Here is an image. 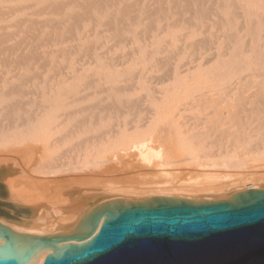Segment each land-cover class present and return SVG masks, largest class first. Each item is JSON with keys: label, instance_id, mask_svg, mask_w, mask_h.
I'll list each match as a JSON object with an SVG mask.
<instances>
[{"label": "bare ground", "instance_id": "1", "mask_svg": "<svg viewBox=\"0 0 264 264\" xmlns=\"http://www.w3.org/2000/svg\"><path fill=\"white\" fill-rule=\"evenodd\" d=\"M35 1V6L42 2L41 11L47 8L43 6L47 1L52 12L60 7L51 0ZM180 3L184 33L181 51L176 53L181 52V60L177 62L175 57L173 63L171 55L167 64L163 61L167 73L159 78L167 81L169 88L163 97L150 98L151 93L147 99L140 95L138 99L113 94L102 97L103 92L101 97L95 95L108 84L119 88L129 84L131 88L149 76L143 78L145 72L149 74L145 67H141L145 72L134 70L143 59V55L134 57L137 51L131 59L118 63L95 53L94 48L93 62L79 65L82 69L70 66L72 71H61L55 79L52 76V80L38 83L39 87L31 81L13 82L21 93L32 84L30 94L25 90L28 98L32 95L29 99L24 94L26 99L18 100L23 94L14 90L16 86L9 80L0 81V224L31 235L69 233L85 213L116 200L140 202L153 197L204 203L234 200L250 189L264 190V0ZM23 7L19 9L26 11ZM14 8L0 9V14L11 17ZM84 15L69 11L62 22L51 17L36 23L48 22L45 25L49 26H42L54 28L51 35L56 36L58 25L69 22L68 27L61 26L74 31ZM125 19L130 28L135 18ZM75 25L78 27L73 29ZM50 38L49 42L56 41V37ZM149 54L154 55L147 52L143 60ZM37 55L34 51L18 59L24 63ZM91 66L98 69L95 74L85 70ZM7 82L12 88L5 86ZM21 83L26 88L20 87ZM115 86L107 91L113 92ZM246 170L250 180L240 178ZM191 171H203L204 180L196 177L198 172L191 180ZM186 172L188 180H184ZM104 220L105 215L84 241L57 243L56 251L49 247L24 264H41L66 246L83 245L99 232ZM5 241L0 240V248L5 247Z\"/></svg>", "mask_w": 264, "mask_h": 264}, {"label": "water", "instance_id": "2", "mask_svg": "<svg viewBox=\"0 0 264 264\" xmlns=\"http://www.w3.org/2000/svg\"><path fill=\"white\" fill-rule=\"evenodd\" d=\"M41 264H264V190L234 200H116L85 213L73 232L31 235L0 224V264H24L60 242L84 241Z\"/></svg>", "mask_w": 264, "mask_h": 264}, {"label": "rangeland", "instance_id": "3", "mask_svg": "<svg viewBox=\"0 0 264 264\" xmlns=\"http://www.w3.org/2000/svg\"><path fill=\"white\" fill-rule=\"evenodd\" d=\"M8 1L11 2V0H8ZM8 1L7 0H0V9H2V11L10 10L11 9L10 7H12V9H13L16 6L18 7V5H19V7H22V5H23L24 6L23 8H26V11H25V9L24 10L22 9V11H21L18 7L17 9H19V11L16 8H14L17 11L16 12L14 10L15 11L14 14H12V11H13L12 9H11L12 11H9L12 14V15L10 14L11 17L6 18L7 16L5 17V15H4V17H3L2 16L3 14L2 15L0 14V26H4V27H1V28H4V31H2L0 29V32L2 33V34L0 33V81L9 80L8 81L9 83H11V82L12 83L13 82L24 83L26 81H29V82H27V84L30 83V81H31V83L35 82L37 84L38 83L41 84V82L44 83L45 79H47V78H49L48 80H52L53 77L55 79L56 78L55 76H57L61 71H62V73L64 71L65 74L69 73L67 71L70 70V68H71L70 66H77V68L82 69V68H80L81 66L80 67H78V66L93 62L92 61V60H94L93 54H95V53H101L108 60L114 59L113 62L121 63V62H125V61L131 59L132 58L131 54L134 53L135 51H137L136 54L134 55V57H136V58H139L141 55H143L142 57L144 59V57H146L145 53H147V52L151 53L152 55L153 54L156 55L155 56L156 58H155L154 55L150 56V54H149L150 57L147 56L148 57L147 60L150 61V63L149 62L147 63V60L140 59L137 61V63H140V64L136 63L138 66L134 67V70H136V68H138V69L140 68L141 69L140 71L145 72V69H146L147 73L149 72V74H146V72H145V75L143 76V78L147 75H149V76L145 77V79H142V81L144 80L143 82L140 80L141 83L138 82L137 81L138 79H137L136 81L138 82V84H137V82H134V84H135V86L138 85V87L137 86L135 87L134 84L130 85L131 88L133 87V89L128 87L129 84L126 85L127 87L125 86L127 90L125 89L124 86L120 85V87L125 90L124 91V90H121V88H119L116 85L117 88L120 89V91L116 90L117 88L116 89L113 88L110 90V92L112 90H114V91L109 93L108 87H112V86L114 87L115 84H110V86L108 84V87L107 86L105 87L106 90H104L102 88V91L98 90V92H97L98 94L96 93L95 95L101 97L100 93L103 92L102 97L103 96L106 97L107 95H108V97H113V95L115 97V95H116V97L118 98L117 95H119V97L121 98L124 95L123 96L124 98L122 97L123 99H125L126 96H128V99H129V96L130 97L132 96V99H134L133 96L136 97L137 99L140 96H141L140 98L147 99L150 96H151L150 98H152L153 95H154L153 98H157L159 96L163 97L164 96L163 93L165 94V92H167V90H169L168 83L166 85L167 81L165 82L163 79L164 78L163 74L165 75L167 73V68L165 69V67H167V66L165 65L164 62H166L168 60L167 56L171 57V55L174 58L171 57L170 61H171V59L174 60L175 57H176L175 60L177 62L181 60L180 59L181 58V52L176 53V51H178V50L181 51V46L183 45L184 30H183V24L181 23L182 19H183L182 10H181V3H180L181 0H175V1L174 0H89L88 1V5L90 4L89 9L86 8L87 7V0H72V1H70V0L69 1L68 0H51L50 3L55 2L57 5V2H58V7L59 6L61 7V9H60V7L57 9V6H56V11H55L56 14H54L55 13L54 11L52 12V9L50 8L51 6H49L51 4L47 3L49 1H47V2L44 1L45 3L43 4V6L47 5L46 6L47 8H45L46 10L45 9H44L45 11L42 10L44 12V14L41 11V9H43L42 5H41L42 2L41 3L39 2V6H41V9H40L38 4H36L37 6H35V3L37 2L35 0H29V1L17 0V1H14L17 4L13 3L12 5L10 3L8 4ZM64 1H65V4H61V3H64ZM66 1H67V3H66ZM85 2H86V5H85ZM24 4L26 5V7ZM7 6L8 7L10 6V7L7 8ZM27 6H28V9H27ZM36 7H37V9L39 8L40 10H37ZM76 10L79 13H82V14L85 13V15L83 16L84 19L82 20L83 23L80 24L81 22H79L78 23L79 27L77 25L72 27L73 29L75 27H78L80 30L78 28L77 29L75 28L74 31L73 30L69 31L67 29L69 22H68V24L66 22L64 24L62 23L64 26H67L65 29L66 32H64L65 31L63 28L64 26L62 24H60L56 28V31H55L56 36H54L53 35L54 34L53 29L54 28H51V26H50L49 28L52 29L53 32H50L48 34L47 32H49L50 29H48V27H45V28L43 27V26H49V25H45L46 23L48 24V22H45L44 25L43 24L37 25V23H36L39 21L41 23V21H44V19H46L45 21H48V18H51V17L53 19H57L56 21L59 22V19L61 21L62 17H63V19H64V16L66 18V14L69 11H76ZM39 11H40V13L35 14L36 12H39ZM85 11H87V13H90V14H87ZM41 12H42V14H41ZM49 12H51V14ZM2 13H4V12H2ZM6 13H8V12H6ZM6 13H4V14H6ZM8 15H9V13H8ZM139 17H142L143 20H142V18H139ZM23 18H25V19H23ZM52 18L49 20H52ZM125 18H127V20H128V18H135L133 20V22L130 23L131 24L130 28L127 26L128 21H126ZM140 19L142 21H140ZM21 20H23V22ZM104 20H106V21H104ZM120 20L124 23L122 24ZM113 21H114V23H113ZM3 23H4V25H3ZM9 23H10V25H9ZM33 23L34 24L36 23V24L34 25ZM109 23H111V24H109ZM32 24H33V27H32ZM65 24H67V25H65ZM168 24H170V25L168 26ZM11 25H12V27H10ZM116 25H117V28H116L117 30L119 27L118 32H115V30H114ZM122 25H124V26H122ZM8 26H9V28H8ZM37 26H39V27H37ZM120 26H122V27H120ZM112 27H113V29H111ZM67 31H69V32H67ZM42 32H44V33H42ZM51 33H53L52 35L56 38H54L51 35ZM43 35H44V38H43ZM47 35H51L52 38L56 39V41L55 42L54 41L49 42L50 37L47 39V37H48ZM155 36H157V37H155ZM45 37L47 40L45 39ZM88 37H90V38H88ZM153 37H154V39H151ZM52 38H50V39L54 40ZM150 39L153 41H150ZM46 41H48V42H46ZM52 42H54V43L52 44ZM42 43H44V44H42ZM94 48L95 49L97 48L95 53H94ZM151 48L153 50L150 52ZM167 48H168L169 52L167 51ZM173 49H174V51H173ZM155 50L158 51V53L160 54V55L158 54L159 57H158L157 52ZM159 50H161V51L159 52ZM165 50L167 51V53ZM34 51H35V55L38 54L36 57L34 56L32 59L30 57L26 60H23L24 63L21 62V60H19L23 54L29 55V53L32 54V52H34ZM153 51L156 52V54L153 53ZM46 52H49V53H46ZM163 52L166 53L165 56H164ZM175 54H177V55L175 56ZM179 54H180V56L178 57ZM42 55H44V56H42ZM46 57H48V60ZM152 58H155V59H152ZM151 59L153 62H151ZM160 59H161V61H160ZM141 60H143V61H141ZM154 60L156 62V65L154 64L155 66L152 65L153 63H155ZM175 60L173 61V63L175 62ZM49 62L53 65H51ZM45 63H46V66H45ZM162 63H164V65ZM47 64H50V65H47ZM148 64H150V65H148ZM166 64H167V62H166ZM92 65H94V64H92ZM150 66H152V67L154 66V67L159 68V69H157L158 71H155L156 68L153 67L154 70H151L152 69V67H151V69L148 70V68H150ZM94 67L93 66H91L89 68L87 67V69H85V70H87V72H89V73L92 72V74H95L98 69L96 70L95 69L96 67L95 68ZM141 67H145V69L143 68L144 69L143 70ZM93 69L95 71H91ZM120 69H121V67H120ZM162 69H165V70L163 72H161ZM159 70H160L161 74L158 75L157 73L159 72ZM70 71H72V70H70ZM138 71L136 70V72H138ZM151 73H153V74H151ZM160 76L163 78H159ZM150 77H152V78H150ZM157 77L160 79V81L162 79V81H161L162 83L157 79ZM146 78L149 81H147ZM155 79L157 81H155ZM150 80H152V82ZM153 80L155 81V84H154ZM158 81L161 83V85H159L160 83H157ZM8 82H7V84H5V86L9 84ZM48 82L49 81H47V83ZM144 82H146V83H144ZM147 82L153 83V85L152 84L149 85V83L147 84ZM22 83L20 84V87L22 86L23 89L26 88V86L24 85L25 86L24 87L22 85ZM35 83H33V84H35ZM17 84H19V83H17ZM39 84L37 87H39ZM141 84H144V85L142 86ZM0 85H1V82H0ZM14 85H15V83H13V86L12 85H10V86L8 85V86L10 88L16 86V88H14V90L16 91L18 89L17 87L19 85L18 86L17 85L14 86ZM31 85L32 84H30V86ZM154 85L156 87L159 86V88H156ZM30 86H28L27 88L28 89L32 88ZM42 86H43V84H42ZM145 86L147 87V89ZM166 86L168 89L166 88ZM3 87H4V85H3ZM148 87H150V88H148ZM153 87H155L158 90H156L155 88H154L155 90L152 89ZM163 87H165V88H163ZM148 89H151L150 92H148L149 91ZM18 90H20V89H18ZM18 90H17V92H20ZM25 90L26 89H24V93L20 92L23 95L21 96V98H19V96H18V100L25 98L26 93H27V95L30 94L29 90H28V92H26L27 90L26 91ZM32 90L30 92H32ZM150 93H151V95H150ZM18 94H15V95L17 96ZM146 94H147V96H146ZM166 94H168V92ZM12 95H14V94H12ZM148 95H150V96H148ZM161 95H163V96H161ZM16 96H15V98H16ZM30 97H32V95ZM27 98H28V96H27ZM263 169H264V167H263ZM263 169H262V171H263ZM247 171H249V170L245 171L248 174H246L245 172H243V174H242L244 178L242 176L240 177V178H242V180L243 179L250 180L249 178H251V177L249 176V172H247ZM189 172H186L187 177L185 176V178H184V176H183L184 180L186 178H187L186 180L189 179V176H190V175H188ZM191 172H192V173H190L191 174V176H190L191 180H192L191 177H193V179H194L195 176H193V175L197 174L196 172L199 173L196 175V177L197 176L199 177L198 179L201 180L204 177L202 174V173H204L203 171H194V172L191 171ZM263 173H264V171H263ZM199 175L202 177H200ZM245 176L247 177V179ZM200 180H199V182H200ZM196 181H198V180H196Z\"/></svg>", "mask_w": 264, "mask_h": 264}]
</instances>
